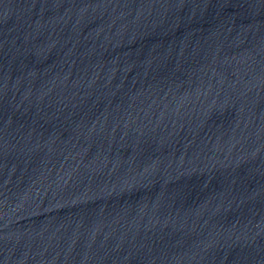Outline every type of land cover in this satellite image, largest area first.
I'll use <instances>...</instances> for the list:
<instances>
[{
  "label": "water",
  "instance_id": "95a60500",
  "mask_svg": "<svg viewBox=\"0 0 264 264\" xmlns=\"http://www.w3.org/2000/svg\"><path fill=\"white\" fill-rule=\"evenodd\" d=\"M0 264H264V0H0Z\"/></svg>",
  "mask_w": 264,
  "mask_h": 264
}]
</instances>
